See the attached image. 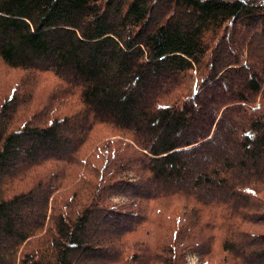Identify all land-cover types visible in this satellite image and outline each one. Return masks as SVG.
<instances>
[{"label":"trees","instance_id":"1","mask_svg":"<svg viewBox=\"0 0 264 264\" xmlns=\"http://www.w3.org/2000/svg\"><path fill=\"white\" fill-rule=\"evenodd\" d=\"M0 60V264H264V0H0Z\"/></svg>","mask_w":264,"mask_h":264},{"label":"rangeland","instance_id":"2","mask_svg":"<svg viewBox=\"0 0 264 264\" xmlns=\"http://www.w3.org/2000/svg\"><path fill=\"white\" fill-rule=\"evenodd\" d=\"M22 75H24L22 70L19 69H11L9 67H7L5 64L2 63V61L0 60V104L3 103V101L9 97L12 94V89H16V86L19 83V80L23 77ZM40 77V79L45 78L46 80L41 81L40 83V87L42 88V86H44L48 81H50L51 76L47 75V74H41V75H37ZM196 82V79H195ZM46 89V88H44ZM70 107V106H69ZM198 122L200 121L197 120ZM116 133L112 132V130H110L109 128H95V130L91 133V138L89 139L90 141L85 145L86 148L90 149L92 148L94 145H100L101 143H103V145L106 144L107 142H117L119 140H121V137L118 135H115ZM88 155L85 156V159L87 158ZM107 158V153L105 151H103L102 156L100 158V160H98L97 164L100 165L102 163H104V160H106ZM97 165V166H98ZM180 198L178 197H173L171 198L168 202H169V206H174V205H178L182 204L180 203ZM166 204V202H165ZM161 208V207H160ZM159 208V209H160ZM161 212H163L165 215L168 213L166 212V209H160ZM174 228L177 229L178 225H177V221L174 222ZM256 231H264V224L262 225H258L254 227ZM197 262V257L195 255H190L187 258V264H196ZM215 262V261H214Z\"/></svg>","mask_w":264,"mask_h":264}]
</instances>
